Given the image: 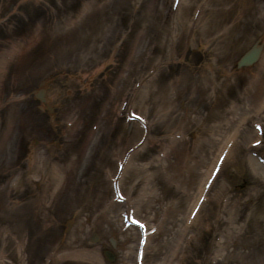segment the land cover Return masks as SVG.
<instances>
[{
  "label": "rangeland",
  "instance_id": "rangeland-1",
  "mask_svg": "<svg viewBox=\"0 0 264 264\" xmlns=\"http://www.w3.org/2000/svg\"><path fill=\"white\" fill-rule=\"evenodd\" d=\"M262 33L264 0H0V264H111L114 234L116 264H264V49L235 68Z\"/></svg>",
  "mask_w": 264,
  "mask_h": 264
},
{
  "label": "bare ground",
  "instance_id": "bare-ground-1",
  "mask_svg": "<svg viewBox=\"0 0 264 264\" xmlns=\"http://www.w3.org/2000/svg\"><path fill=\"white\" fill-rule=\"evenodd\" d=\"M254 60V58H252L251 59V61H253ZM251 61L250 62H248V64L249 65H251ZM241 62V61H240ZM51 153V152H50ZM211 169H212V167H211ZM210 168L208 169V170H206V175L208 174H210V170H211ZM205 175V176H206ZM210 176H208V177H205L206 178V180H207V178H209ZM212 177V176H211ZM195 202H197V199H196V201H193V203H195ZM195 206V205H194ZM193 210H191V212H192ZM192 235V234H191ZM174 237V236H173ZM192 238V237H191ZM191 238H189V239H187V241L186 242H190V240H192ZM114 239H115V242H116V245H117V247H118V240H116V237H114ZM165 243H167L166 241H165ZM177 251H178V243L175 241L174 242V244H171L170 245V248H169V254L167 255V257H168V259L170 260V258H173V257H175V255H176V253H177ZM76 255H78V254H76ZM95 257V259H96V262L97 263H99L100 262V259L98 258V256L96 255V256H94Z\"/></svg>",
  "mask_w": 264,
  "mask_h": 264
}]
</instances>
